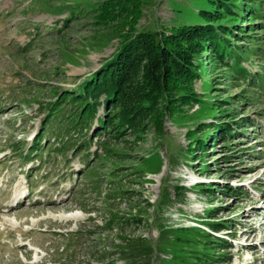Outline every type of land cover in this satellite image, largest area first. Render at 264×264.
Listing matches in <instances>:
<instances>
[{"label": "rangeland", "instance_id": "1", "mask_svg": "<svg viewBox=\"0 0 264 264\" xmlns=\"http://www.w3.org/2000/svg\"><path fill=\"white\" fill-rule=\"evenodd\" d=\"M203 5L0 0V264H183L195 248L179 228L208 230L209 220L231 223L216 233L227 240L216 253L227 252L214 264H264V94L253 103L234 98L243 84L232 82L212 40L199 47L191 77L138 120L141 132L127 128L115 139L105 131L101 122L111 106H104V94L82 130L69 137L55 130L58 121L45 129L53 115L47 105L65 92L84 93L85 80L133 35L201 22ZM223 8L219 23L230 18L236 34L248 26L249 15L240 19ZM229 38L252 47L242 34ZM261 59L252 55L242 63L256 69ZM64 102L65 109L73 105ZM233 105L235 121L245 111L255 123L233 124L226 145L207 123L210 115L232 120ZM43 130V148L30 152ZM86 138L82 153L78 144ZM65 140L68 148L57 154ZM98 155L102 161L93 165ZM228 185L243 193H224ZM164 192L169 199L158 205Z\"/></svg>", "mask_w": 264, "mask_h": 264}, {"label": "trees", "instance_id": "2", "mask_svg": "<svg viewBox=\"0 0 264 264\" xmlns=\"http://www.w3.org/2000/svg\"><path fill=\"white\" fill-rule=\"evenodd\" d=\"M205 1L206 5H203L200 12L201 22L181 24L170 30H144L133 35L128 42L120 46L102 69L94 72L90 79L85 80L84 84L80 86L84 93L75 96V92H65L55 102H50L47 105L49 113L53 115L46 120L45 129L47 130V126L58 121L55 130L61 129L69 137L72 135V131L82 130L84 124L96 114L100 103L99 99L104 94L106 95L104 106H111L106 110L101 122L105 131H112L110 133L115 139H119V135L124 133L127 128L133 129L137 133L141 132L138 120L155 110L154 107L160 96L172 91L175 84L185 83L186 79L191 77L190 74L195 69V58L200 51L199 47L209 40L213 41L212 51L215 53L216 59L224 62L226 69L229 70L232 82L237 84L240 81L243 84L242 91L239 90L240 92L236 93L234 98L244 101L247 99L250 103L256 102L257 97L264 94V0H232L234 2L231 3H226L225 0ZM239 3L242 4L239 5ZM209 4L218 7L214 12H210L206 8ZM220 5L224 6L223 9L238 14L240 19L249 15L248 26L237 28L240 33L236 34L230 18L226 20L225 25L219 23L220 15H222L221 12L219 13ZM79 13L82 14L81 11ZM257 33L260 34L256 35ZM241 34L246 37V41L252 44V47L248 48L246 45L232 43L229 36L238 37ZM252 55L257 59L262 58L256 69L242 63V59L250 60ZM230 59L235 62L230 63ZM54 92L58 95L60 93L57 90ZM62 100H65L64 104L73 103L72 107L70 109L63 108L60 103ZM263 108H259L261 116H264ZM231 109L232 111L227 116L233 117L232 120L210 115L212 120L207 123L208 128L212 126L218 129L221 137L225 139L226 145L229 137L232 136L231 127L233 124L243 128V126L249 127L255 123L246 115L245 111L242 112L243 116L238 119L239 121H235L237 114L234 109L237 107L233 105ZM60 116L64 117V121L61 122ZM242 133L244 132H241V135ZM156 134H161V131L156 130ZM46 135L43 130L37 137L38 142H35V146L31 147L30 152L41 151L43 148L41 140ZM86 135L88 134L86 133ZM70 142L65 140L56 146V153L66 150ZM88 143V138H86L80 144L75 142L74 146L78 144V149L84 153L87 150L85 151L83 147L88 146ZM21 148L23 147L21 146ZM99 161H102L101 155H98L93 165ZM93 167L91 166L87 170L90 171ZM94 173L98 174L97 171ZM116 175L115 171L112 172L110 179L116 178ZM227 188L228 190H224V193L228 195L243 193L241 187L237 185H228ZM164 199H169V194L164 192L157 199L158 205L164 203L162 202ZM216 215L209 214V217L216 218ZM206 223L209 227L208 230L201 226L179 228L180 235L186 236L185 244L195 248L192 252L194 254L191 255L192 258L183 264H214L219 261V255H224L227 252L226 249L225 252L216 253L227 244L225 243L227 240L216 233L231 223L219 220H209ZM184 236L179 237L184 238ZM189 237L194 238L196 242H190Z\"/></svg>", "mask_w": 264, "mask_h": 264}]
</instances>
